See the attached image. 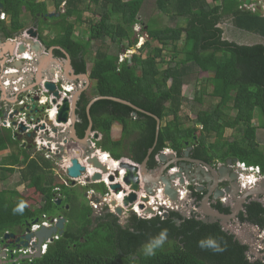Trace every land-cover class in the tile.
<instances>
[{
	"label": "trees",
	"instance_id": "obj_1",
	"mask_svg": "<svg viewBox=\"0 0 264 264\" xmlns=\"http://www.w3.org/2000/svg\"><path fill=\"white\" fill-rule=\"evenodd\" d=\"M145 1L0 0L7 16L0 20V40L13 39L31 27L38 29L42 44L57 47L55 57L65 59L64 50L75 73L89 75L91 88L83 92L77 108L80 139L90 126L87 106L96 97L128 101L161 120L157 135L154 117L112 100L94 103L93 133L101 136L96 147L115 161L127 158L140 165L154 148L148 162V169L154 170L159 166L157 158L167 149L183 158L193 147V159L224 165L237 160L259 167L264 175V141L258 140V131L264 132L262 7L243 9L241 0H156L158 14L145 23L141 19ZM226 18L234 28L263 41L226 40L220 26ZM137 26L147 42L130 61L124 54L137 48ZM201 74L208 77L200 78ZM193 84L194 101L201 104L208 97L213 107L199 111L190 125V116L182 115L187 102L183 89ZM115 125L122 129L119 139L113 137ZM227 130L233 131L228 138ZM0 131V152L18 148L0 157V183L21 170L18 186L43 194L39 206L31 207L18 186L0 191V244L7 233L44 215L67 220L64 234L48 245L41 258L14 264H264V260L252 263L249 248L220 223H203L195 216L185 218L171 211L167 218L141 220L132 214L125 226L113 213L94 218L83 194L75 195L73 188L57 183L51 160L43 153L34 158V148L22 146L11 130L4 134L0 127ZM102 187L107 194L108 188ZM196 196L200 200L203 193ZM21 203L23 210L16 211ZM214 209L231 212L221 203ZM239 220L264 228V204L250 201ZM161 233L165 238L157 243Z\"/></svg>",
	"mask_w": 264,
	"mask_h": 264
},
{
	"label": "water",
	"instance_id": "obj_2",
	"mask_svg": "<svg viewBox=\"0 0 264 264\" xmlns=\"http://www.w3.org/2000/svg\"><path fill=\"white\" fill-rule=\"evenodd\" d=\"M243 3H245L247 6L251 5L252 0H241ZM4 10V6L0 4V15ZM54 14L48 15V17H52ZM56 16H59L57 14ZM38 32L34 28H30L27 31H25L23 34L18 35L14 38V40H7L4 43H0V58H2L3 62H1V67H4V61L6 60V55H22L25 53L32 52L33 54H36L39 56V65L37 66L38 74H36L35 83L41 82L43 80L42 72L46 71V64L49 59L53 63L59 64L63 68L64 74L67 75L69 78L72 76L74 79L82 77L86 80L88 86L85 87H79L77 90L72 94L71 99L69 98H63L61 103H59V100H61V95L59 93L58 89V82L54 81L55 78L53 77V71L54 69H51L52 77L47 79L45 78L44 81L41 83V87H43L45 90L48 91L49 96H53L52 104L57 105L58 109V115L56 118L57 124H64L69 126V133L65 135H60L59 140L66 138L65 143L68 144L69 139L74 140L75 143L71 146L72 156L70 158L71 166L67 169L68 176L74 180V183L77 179H82L84 176V173L87 172V166L90 168H96L97 170H100L101 172H96L92 178H86V182H96L103 180V176L109 174V167L102 164L99 160V157L97 155V151L95 150V147H93L92 140H99L100 135L99 133H93V120L91 117V108L94 103H96L99 100H112L127 106L132 107L134 110L143 112L149 116H152L155 118L157 122V135L161 128V120L149 113L146 112L132 103L128 101H124L118 98L114 97H96L91 100L89 105L87 106V114L90 121V126L86 132V136L84 139H80L77 135L76 131V123L78 121L77 116V108L78 103L80 101L81 95L84 91H86L89 88V85L91 83V80L89 78L88 74H81L77 75L75 73V70L72 65V60L67 52L62 50V52L65 54V66H63L62 63L58 61V59L54 55L55 47H52L50 49L46 48L42 45L40 41H38ZM45 53V54H43ZM43 54V55H42ZM41 55V57H40ZM35 65V64H34ZM15 67L21 69L26 68L28 72L31 70V66L27 65L23 62H17ZM59 70V67H58ZM25 76V75H24ZM15 76H13L14 78ZM27 78V75H26ZM71 79V78H70ZM39 85L38 83L36 84ZM2 91L4 93L7 92L5 88H2ZM30 98V95L28 96ZM39 97L30 99L31 105H28V109L31 110L30 114H36L41 115L39 118H42L44 116V106H41L39 104ZM49 125L53 126V132L55 134H59V129L54 126L53 122L51 120L48 121ZM201 126V125H200ZM45 126H42V129H44ZM27 128L23 125L20 126L19 132L15 134V137L18 141L23 140V136H25L24 144L27 146L28 149H31L36 146L35 138L36 133L30 132L26 133ZM92 136V137H91ZM52 141L54 140L53 138ZM79 146V147H78ZM63 151L67 150V148H61ZM192 147H188V149L185 151V155L183 158H179L174 155L168 156L166 154H161L159 156L160 164L158 168L154 170L148 169V162L150 159L151 154L153 153L154 148L150 149L147 158L143 161L142 164L138 165L135 164L132 161L122 159L118 161L119 168L123 169V171H116L113 174H110L109 181L115 182L116 179L121 181L122 183H116L111 184L110 189L112 190V193L117 196H120L121 193L124 194L123 201L119 203L114 195H111L112 201L111 206L115 209V212L118 214V216L124 215V209L130 208L132 205H135L138 203V201L142 202V204L138 205V208L140 210H145L144 213L146 214H155L153 208H146L145 203L151 202V197L156 194V190L158 187L163 188L165 196L170 199L172 202H178V193L176 191L172 190V185H174V182H178L184 186L186 181H189L190 183H197L202 182L207 184L208 193L202 200V212L203 215L201 217H196L198 220H201L203 223H220L222 226V229L225 232H228L232 235H234L235 239L239 241L242 245L247 246L249 248L247 252V256L250 259L252 263L257 261H263L264 260V234L262 233V228L259 226L253 225L249 222L242 223L239 220V214L241 211L245 210V205L251 201V198H256V201H260L264 204V179L260 182H257L256 186H248V188L244 191L242 195L240 194V186L237 183L239 181L238 175L232 171V168L230 167L233 165L237 160H229L226 165H222L219 167H215V162L212 161L210 163H207L202 160L193 159L190 157V152L192 151ZM99 154V153H98ZM97 155V156H96ZM171 158V159H170ZM58 160H62L61 156L57 157ZM82 159V161H81ZM180 167L178 168L179 172L176 174L168 175L167 170L171 167L175 168L173 164H179ZM86 164V165H84ZM197 164L201 166L200 168L196 170H192V165ZM186 168L185 170L183 168ZM164 168V169H163ZM167 169V170H166ZM166 170V173H165ZM125 171L124 175H121ZM228 185V187L225 189V191H222L219 189V185ZM218 187V190L216 191L215 198H218L219 196H223L225 193L229 194V197L233 201V203H229L224 205L225 207H229L231 212L230 214H223L218 210H215L213 207L209 204V199L214 191L215 188ZM174 189V188H173ZM205 188H200L198 191L203 192ZM205 189V190H206ZM176 190V189H175ZM173 192V193H172ZM175 192V194H174ZM86 198L89 199V195H85ZM262 197V198H260ZM92 202H96L98 204L104 202L101 198L92 195L90 197ZM61 200L58 201V205H61ZM180 206L184 205V202H181L179 204ZM191 209L186 210L182 207V216L185 218H192L191 217ZM168 217V214H166L165 218ZM34 223H37L35 221ZM67 223V220L65 218H61L59 222L56 224V227H52L51 229H42L38 232L32 233L30 230V224L27 223L26 225V232L19 233L17 230L13 233L7 234L4 237V246H0V259L1 258H7V253L3 252L1 254V250L6 249L11 246H15L17 248L20 247H28L29 242L36 238V242H34V246L37 248L38 252L35 256H20L18 259L15 258L14 263H17L19 260H28L34 257L33 259L41 258V247L42 244L51 238L53 235H63L65 232V225ZM178 224H181V221H178ZM20 229V228H19ZM10 258L13 259V256L10 255ZM13 261L7 262H1L0 264H14Z\"/></svg>",
	"mask_w": 264,
	"mask_h": 264
},
{
	"label": "built area",
	"instance_id": "obj_3",
	"mask_svg": "<svg viewBox=\"0 0 264 264\" xmlns=\"http://www.w3.org/2000/svg\"><path fill=\"white\" fill-rule=\"evenodd\" d=\"M248 8H251L253 11L255 10L254 5ZM1 19L3 20L5 19V14L1 15ZM33 58H34V55L30 51L29 53H25L22 55H17V54H14L11 56L8 54L6 55V60L4 61V68L1 70L2 71V74L0 76V79L2 81L1 85L3 86V88L7 90L8 93H10L9 94L10 98L17 97V99L19 98V101H17L16 106H13V107H6L4 109L2 106H0V127L5 130H11L13 132V135L19 132L21 125L27 128L24 134L30 133V132L36 133L37 135L35 138L36 152L43 153L47 160L52 161L55 159L57 161V163L54 164L55 175L61 179L64 185L69 187V186H72V182L74 181L72 178L68 176V172H67V169L71 166L70 159L66 160L67 159L66 154H69V153L67 150L63 151L61 149V148H66V146L68 145L67 143H65L66 138H63L60 140L57 139L56 142L50 139V138L55 139L57 136L59 137L62 134L66 136L68 133V127H69V126L57 124V126L60 128V131H59V134H55L53 132V127L49 125L48 119H52L55 121L56 116L58 115L57 106L52 104V100L54 97L53 96L46 97V94H48V91L45 90L44 88H42L41 91L37 94V96H39V101H38L39 104L41 106H44V105L47 106L46 114L48 116L44 115L42 116V118H39L40 115L33 116L32 114H29L26 110L23 109V105L25 102L22 99H23L24 91L27 89V85L25 84L26 80H25L24 75L27 74L28 70L26 68L19 69L15 67V65L17 62H23L27 66L33 61ZM1 62H3L2 58H0V65H1ZM12 76H17V78H12ZM54 81L58 82L59 84V89H61V92H60L61 97L69 98L73 92L72 88L74 87H72L70 84H65L63 79L60 78L59 76H57V78H55ZM1 97L2 96L0 95V98ZM27 99L29 100L28 97ZM0 103H2L1 100H0ZM2 114H4V118ZM42 126H45V128L42 129ZM58 156H61L62 160L59 161L57 159ZM57 167L62 169L61 171L63 174L59 172L58 170H56ZM233 168L239 173V176L241 179V185L243 189L247 187V182L248 183L252 182L251 177H249L250 175L248 174L244 175V173H248L249 171H251L253 172L252 174H255L257 172L260 178L264 179V176L261 174L260 168L258 167L252 168V167H247L244 163H237V165L233 166ZM96 172H101V171L95 168H92V171L89 170L88 172L89 177L92 178V176ZM87 177L88 175H85L84 176L85 179H77L75 183L77 184L81 183L84 185L86 184L85 181ZM255 180L256 179H254L253 181ZM100 182L101 181H96L94 183L98 184ZM108 190H109V193L112 192V190L110 189V186H108ZM56 191H60V189H56ZM157 192H158V195L160 196L163 193V189H158ZM89 194H90L89 198L92 197V195L100 197V195H98L94 191L90 192ZM158 195L155 197H152L151 203L149 204L155 210L154 217L159 216L160 218H165L166 213H168L169 211H177V209H179L180 206L173 207L169 201L161 200V198H159ZM105 196L106 197L104 198V201H108V200L112 201V198H110V195L108 193ZM120 196H123V194H121ZM181 197H183V195H181ZM95 203L96 202L90 201L91 205ZM134 211L141 218L146 219V218L152 217L150 215H145L143 211L140 212L136 207H134ZM57 221H58L57 219L50 220L47 216L44 215L42 216L41 222H38L37 224L33 225V231L43 229V228H50L54 226L55 224H57ZM58 239H59V236H55L53 240H50V239L46 240L44 244L42 245V254L44 255L46 253L49 244L53 243L54 240H58ZM34 242H35L34 240L31 241L29 243L28 248L26 247H22L20 249L15 248L13 250H7V252L11 254L12 256H22V255L23 256L25 255L34 256L37 252V250L34 247Z\"/></svg>",
	"mask_w": 264,
	"mask_h": 264
},
{
	"label": "rangeland",
	"instance_id": "obj_4",
	"mask_svg": "<svg viewBox=\"0 0 264 264\" xmlns=\"http://www.w3.org/2000/svg\"><path fill=\"white\" fill-rule=\"evenodd\" d=\"M213 1H216V0H212V2ZM257 1H258L257 3L261 4L262 8H263L264 0H257ZM157 14H158V12H157V9H156V0H146L144 8H143V11L141 13L142 21L146 23V22H148L150 20L151 17H155ZM263 14H264V12H263ZM86 15H89V13L87 12ZM164 20L169 25H173V23H171L168 19L165 18ZM182 24L183 23H180L179 25H182ZM220 26L223 29L224 33H225L224 34V38L226 40L236 41V42L242 43V44H255V43H259V42L263 41V39L258 37V36H255V35H253L251 33H247V32H244V31H241V30H238V29L234 28V26L232 25L230 19L226 18ZM136 32H137V36H138V40H139L137 48L132 49L129 52H125V54H124L125 57H127L130 61L133 60L135 55H139L140 54L138 49L140 47H142L147 42V38L143 34L141 35V32H142L141 26H137L136 27ZM46 38H45V40H48L50 38V36H47ZM147 55H148V52L145 53L143 55V57L145 58V57H147ZM164 57L167 59L168 58V54H165ZM58 61L60 63H62L63 66H65L66 62H65L64 58H58ZM53 66H56V64L52 63V64H50L49 66H47L45 68L46 69L45 78L49 79V78L52 77L51 73L49 72V70H50V68L52 69ZM65 76H66V78H65ZM207 77H208L207 74H201V76H200V78H203V79H205ZM33 79H34V77H33ZM63 81H64L65 84L71 83L72 84L71 86L75 87V88H79V87H85L86 88L88 86L86 80L84 78H82V77L74 79L72 76H70L68 78L67 75L64 74ZM91 84L92 83H90V85H89L90 88H91ZM90 88H89V90H90ZM195 89L196 88H195L194 84L190 85V86H185L184 89H183V94L187 98V102L185 103V105H184V107L182 109V115H189L190 116V119H191L190 125L194 124V121L197 119V114H198L199 111H201V110H211L212 107H213V105L210 104L212 99H210L208 97H206L204 99V103L200 104V103L195 102L194 101ZM256 124H257V122H256ZM198 127H200V125ZM121 131H122V129H121V127L119 125H115L114 126V128H113V137H114V139H119L120 138ZM9 132L11 133V131H6L5 130L4 134L9 133ZM232 133H233L232 130H227L225 136L228 138L229 136L232 135ZM197 135H199V133H197ZM57 139L59 140L58 136L54 139V141L56 142ZM258 140H259V142L261 144H263L264 132L262 130L258 131ZM70 142L72 143V145L75 143L74 140H72V139L70 140ZM75 144H77V143H75ZM71 146H70V150H68L69 151V156L72 155ZM13 151L18 152V148L16 147L15 149H12L11 153H13ZM31 155L32 156L34 155V158H36L38 156H42L43 157V154H38V153H36V151H32ZM174 155L175 154L172 151L168 152V156H173L174 157ZM51 163H52V166L54 167V164H56L57 161L54 159V160L51 161ZM220 165H223V164L216 163V167H219ZM56 170H58L59 172L62 173V171H61L62 169H60L59 167H57ZM10 177H11L10 180H6V182L0 184V190L4 189V187L5 188H9L8 190H10V189H12L14 187H17L20 184L21 179H22L21 171L17 170L16 173L14 175L10 176ZM56 181H57L58 184H62L61 179L59 177H57V176H56ZM71 188H73V192L75 193V195H78V196L82 195L84 193V191L88 190V188H94L96 190V193L101 195V197H103V195H104V189H103V187L101 185H99V186H89L88 188H82L80 186L71 187ZM18 190H19L21 195H24L26 198H28V202L31 205V207L39 206L40 201L42 200V195L43 194L37 193L35 190H29L28 188H26V185L18 186ZM242 193H243V191H240L239 195H241ZM60 196L61 195L58 194L59 199H60ZM59 199L57 201H60ZM188 202H189L188 205L191 206V208H194V205L191 204V201L188 200ZM187 206H185L184 209L188 210L190 208V207L187 208ZM129 214H130V212L127 213V216H129ZM125 220H126V216L123 215L121 217V222L124 223ZM262 233L264 234V230L263 229H262Z\"/></svg>",
	"mask_w": 264,
	"mask_h": 264
},
{
	"label": "clouds",
	"instance_id": "obj_5",
	"mask_svg": "<svg viewBox=\"0 0 264 264\" xmlns=\"http://www.w3.org/2000/svg\"><path fill=\"white\" fill-rule=\"evenodd\" d=\"M253 1L254 0H252V3H251V5L253 4ZM251 5H249L250 7H251ZM247 6V5H246ZM243 9H244V4H243V7H242ZM247 9H250V10H252L251 8H247ZM262 9H264V6H263V8ZM255 10H256V8H255ZM4 11V10H3ZM264 12V11H263ZM2 14H5L4 12H2L1 13V15ZM1 15H0V20H3V19H1ZM7 19V16H6V14H5V19L4 20H6ZM27 31V30H26ZM25 32V31H24ZM23 32V33H24ZM22 33V34H23ZM8 40H14V38L13 39H8ZM7 41V40H6ZM5 41H1L0 40V43H4ZM57 58V57H56ZM58 59V58H57ZM65 78H66V76H65ZM62 79H64V77H62ZM55 80V79H54ZM68 84H70V85H72L71 83H68ZM59 86V85H58ZM43 88V87H42ZM58 89H59V87H58ZM61 92V89H59V93ZM74 93V89H73V92H72V94ZM72 94L70 95V97H69V99H71V97H72ZM60 95H61V93H60ZM46 97H50L48 94H46ZM62 99L63 98H61V100H59V103H61V101H62ZM57 106V105H56ZM46 109H47V106H45L44 107V111H45V116L47 115L46 114ZM39 116V115H38ZM41 116V115H40ZM48 116V115H47ZM56 118H57V116H56ZM49 120H51L52 122H53V124H54V126L55 127H57L58 129H59V131H60V128L57 126V123H56V119H55V121L54 120H52V119H48V121ZM58 125H64V124H58ZM64 126H68V125H64ZM53 127V126H52ZM68 133H69V127H68ZM67 133V134H68ZM14 136V138L17 140V138L15 137V135H13ZM101 137V136H100ZM24 139H25V137L23 136V140H22V142H21V145L22 146H25V145H23L24 143ZM20 142V141H19ZM92 143H93V147H95V150L99 153V152H101V153H105V152H103V151H101V150H98L97 149V147H96V144H95V140H92ZM72 145V143L70 142V139H69V142H68V148H67V146H66V148L68 149V150H70V146ZM34 149H35V147H33ZM33 148H31V149H33ZM169 151H172V150H169V149H167L164 153H162V154H166V155H168V152ZM173 152V151H172ZM68 153H69V151H68ZM174 153V152H173ZM110 158H111V160L112 161H115L114 159H112V157L110 156V154L109 153H106ZM175 154V153H174ZM72 156V155H71ZM71 156H69V154H66V157H67V160H69L70 158H71ZM176 156V155H175ZM98 157H99V160H100V162L102 163V164H104V165H106L102 160H101V157H100V155L98 154ZM124 159V158H123ZM81 161H82V159H81ZM129 161H131V160H129ZM83 162V161H82ZM117 163H118V161H116ZM158 163H160V159H159V157H158ZM237 163H240V162H235L233 165H231L230 167L232 168V171L233 172H235L237 175H238V177H239V185H240V191H243V193H244V191L248 188V186L250 187V186H256V184H257V182H260L261 180H263L262 178H260V176L257 174V172L255 173V174H252L253 172H251V171H249L248 173H244V175H250L249 177H253V178H251V180H252V182L251 183H248L247 182V187L245 188V189H243V187H242V185H241V179H240V176H239V173L233 168V166H236L237 165ZM136 164V163H135ZM215 164H216V161H215ZM84 165H86V164H84ZM224 165V164H223ZM107 166V165H106ZM220 166H222V165H220ZM88 168H87V172L86 173H84V176L85 175H88V177H89V170L90 171H92V168H90L89 166H87ZM108 167H109V174H107V175H104L103 176V180H101V184H104V185H106V187L108 188V186H110L111 184H116V183H122L121 181H119L118 179H116L115 180V182H110L109 181V176H110V174H113L114 172H116V171H123V169H120L119 168V166H118V168L117 169H114V170H111V168H110V166L108 165ZM215 167H216V165H215ZM217 168V167H216ZM252 168H256V167H252ZM259 168V167H258ZM96 169V168H95ZM261 171V170H260ZM178 172V168H171V169H168L167 170V173H168V175H171V174H176ZM102 173V172H101ZM125 174V171H124V173H121V175H124ZM263 175V174H262ZM56 176V175H55ZM84 176H83V178L82 179H85L84 178ZM264 176V175H263ZM87 177V178H88ZM89 178H91V177H89ZM254 179H256L255 181H253ZM86 182V181H85ZM177 183H179V180H178V182ZM190 183V182H189ZM63 184V183H62ZM87 184H88V182H86V184H77V183H74V181L72 182V186H69V187H77V186H80V187H84V188H86V186H87ZM180 184V183H179ZM185 184H187V182H185ZM122 185H124L123 183H122ZM66 186V185H65ZM68 187V186H67ZM158 189H163V188H161V187H158L157 188V190H156V194L154 195V196H152V197H155V196H157L158 195ZM215 190V189H214ZM242 193V194H243ZM121 194H123V193H121ZM120 194V195H121ZM207 194V193H206ZM226 194V202H225V204L224 205H226L228 202H227V198H228V194L227 193H225ZM241 194V195H242ZM109 195H110V197L111 198H113L111 195H113L112 194V192L111 193H109ZM115 196V198L117 199V201L119 202V203H121L122 201H123V197H124V194H123V196H117L116 194L114 195ZM159 196V195H158ZM206 196V195H205ZM204 196V197H205ZM151 197V198H152ZM204 197H203V199H204ZM100 198V197H99ZM159 198H161V200H163V201H169L170 202V204L173 206V207H175V206H177V207H179L180 205L179 204H181V202H184V205H182V206H180L179 207V209H177V211H175V212H179V213H181L182 214V207L184 208V206L185 205H188V200H190L191 201V204H193L194 205V208H191V216L192 217H201L202 215H203V212H202V206H200V202H198V201H200V200H197L196 198H190V196H183V197H181V196H178V202H179V204L177 203V202H172L170 199H168L166 196H165V194H164V190H163V193H162V195H160L159 196ZM211 198V197H210ZM202 199V200H203ZM229 199V198H228ZM89 200H90V198H89ZM202 200H201V202H202ZM91 201V200H90ZM151 203V202H150ZM150 203H145V206L146 205H148V206H146V208L145 209H147V208H152L151 207V205H149ZM199 203V204H198ZM139 204H142V202H140V201H138V203L137 204H135V205H132L130 208H128V209H124L123 211H124V215L126 216V220L132 215V214H134V215H136L138 218H140L141 220H151V219H153V218H158L159 216H155L154 217V215L155 214H146V213H144L145 215H150V216H152L151 218H141V217H139L138 215H137V213L134 211V207H136L138 210H140L139 208H138V205ZM24 204L23 203H21L20 205H19V207L16 209V211H22L23 210V208H24ZM154 209V208H153ZM113 210V211H112ZM216 210V209H215ZM109 213H113L115 216H117V217H119V219H120V222H121V217L122 216H118V214L115 212V209L114 208H112V206L110 207L109 206V208H108V210H107ZM141 211H145V210H140V212ZM130 212V214H129V216H127V213H129ZM171 211H169L168 213H166V214H168V216H169V213H170ZM199 213V215H195L194 213ZM154 213H155V210H154ZM192 214H194V215H192ZM201 215V216H200ZM166 216V215H165ZM50 220H53V219H51L50 218ZM58 220V219H57ZM126 220L124 221V223H122L121 222V224L123 225V226H125V224H126ZM35 221H37V223L38 222H41L42 221V218L41 219H37V220H35ZM59 222V220L57 221V223ZM37 223H32L31 224V226H30V230H31V232L32 233H35V232H38V231H40V230H42V229H39V230H36V231H33V225L34 224H37ZM54 227H56V224L54 225ZM43 229H50V228H43ZM263 229V228H262ZM7 234H10V233H7ZM6 234V235H7ZM5 235V236H6ZM55 236H59V238L62 236V235H59V234H57V235H53L51 238H49L50 240H53V238L55 237ZM164 238H165V233H161V236H160V239L157 241V243H162L163 242V240H164ZM36 239V238H35ZM32 241V240H31ZM30 241V242H31ZM55 241V240H54ZM53 241V242H54ZM44 244V243H43ZM42 244V245H43ZM2 245H4V244H1L0 246H2ZM23 247V246H22ZM22 247H20V248H22ZM29 247V246H28ZM28 247H26V248H28ZM12 248H16V249H20V248H17V247H8V248H6V249H3V250H1V254L3 253V252H6L7 253V256H8V258L9 259H11L9 256L11 255V254H9L8 252H7V250H13ZM38 252V251H37ZM37 252H36V254L35 255H37ZM149 252H150V254H151V249H149ZM41 254H42V247H41ZM34 255V256H35ZM23 256V255H22ZM26 256V255H25ZM29 256V255H28ZM42 256H43V254H42ZM8 258H7V260H8ZM34 257H32L31 259H33ZM12 260V259H11ZM14 260L15 259H13L12 261H13V263H14ZM20 261V260H19Z\"/></svg>",
	"mask_w": 264,
	"mask_h": 264
},
{
	"label": "flooded vegetation",
	"instance_id": "obj_6",
	"mask_svg": "<svg viewBox=\"0 0 264 264\" xmlns=\"http://www.w3.org/2000/svg\"><path fill=\"white\" fill-rule=\"evenodd\" d=\"M258 1L257 0H254L253 1V4L251 5V6H255V8L257 9V8H261L262 7V5L261 4H258L257 3ZM244 9H247L248 7H250V6H246V4L244 3ZM263 11H264V9H263ZM32 28V27H31ZM36 30V29H35ZM37 32H38V29L36 30ZM38 34H39V32H38ZM38 41H40L39 40V35H38ZM43 46H45L44 44H42ZM46 47V46H45ZM47 48V47H46ZM52 48V47H51ZM55 48H57V47H55ZM48 49H50V48H48ZM55 55V54H54ZM38 83V82H37ZM37 83H35V82H32L31 84L29 83L28 85H27V89L24 91V95H23V99L22 100H24V105H23V109L24 110H26L29 114L31 113V110L30 109H28V105H31V103H30V99H32V98H37V97H39V96H37V94L41 91V89H42V87H41V83H39V85L37 86L36 84ZM74 89V92L77 90V88H72V90ZM33 94V95H32ZM29 95H32V96H30V98H29V100L27 99V97L29 96ZM33 116H38V115H36V114H32ZM76 127V126H75ZM100 135V134H99ZM20 142H22V140L20 141ZM193 148V147H192ZM193 150V149H192ZM212 162V161H211ZM215 162V161H214ZM160 164V163H159ZM174 166H175V164H173ZM216 165V164H215ZM176 166L177 167H175V168H182V167H180V163L179 164H176ZM201 166H199V165H197V164H193L192 165V170L194 171V170H196V169H198V168H200ZM171 168H173V167H171ZM171 168H169V169H171ZM167 170V169H166ZM166 170H165V173H166ZM178 172H179V169H178ZM54 173H55V171H54ZM187 183H189V181H186ZM237 183L239 184V181H237ZM99 185H104V184H101V183H98V184H96V183H94V182H89L88 184H87V186H86V188H88L89 186H99ZM228 185L229 184H227V185H222V184H220L219 185V189L220 190H222V191H225V189L228 187ZM106 186V185H105ZM240 186V185H239ZM84 188V187H83ZM200 188H207V184L206 183H202V186L201 187H195V186H193V187H191V188H189L188 189V191H187V195L188 196H190V198H196L197 200H199V197L198 196H196L197 194H202L203 193V197L206 195V193H208V189H204V191L203 192H199L198 190L200 189ZM218 190V188H216L214 191H213V193H212V195H211V198L209 199V201H210V203H211V207H213L214 208V206L215 205H217V204H219V203H221L222 205H224L225 204V202L223 201V200H226V196L224 195V197H221V198H215V194H216V191ZM95 192L96 193V190L94 189V188H88V190H86V191H84V193H83V195L85 196L86 194H88V195H90L89 193L90 192ZM98 194V193H97ZM108 194H109V190H108ZM228 194V193H227ZM99 195V194H98ZM106 195V193H104V195H103V197H101V195H100V198L102 199V201H104V198L106 197L105 196ZM220 197V196H219ZM260 198H262V197H260ZM88 199V198H87ZM203 199V198H202ZM202 199H200V201H198V202H200V206H202V202H201V200ZM252 200L251 201H256V198H251ZM89 200V199H88ZM91 200V199H90ZM90 200H89V203H90ZM42 201H43V198H42ZM250 202V201H249ZM248 202V203H249ZM247 203V204H248ZM199 204V203H198ZM243 211H241V213H242ZM106 213H108V211H106ZM105 213V214H106ZM240 213V214H241ZM195 215H199V213L197 212H195L194 213ZM194 214H192V215H194ZM240 214H239V216H240ZM93 217L94 218H97V217H100L101 216V214H98V213H96V212H94L93 214ZM192 217V216H191ZM61 218H63V217H61ZM61 218H56V219H58V220H60ZM50 219V218H49ZM52 219H55V218H52ZM66 219V218H65ZM35 221H33V222H30L29 224L31 225L32 223H34ZM67 224V223H66ZM52 227H54V226H52ZM52 227H50V229L52 228ZM65 229H66V225H65ZM17 231L19 232V233H21V232H23V233H25L26 232V226L25 227H23V228H18L17 229ZM37 241L35 238H33L32 239V241ZM30 243V242H29ZM1 245V244H0ZM2 246H4V245H2ZM11 247H14V246H11ZM35 247V246H34ZM35 249L37 250V248L35 247ZM38 251V250H37ZM10 257V256H9ZM20 256H13V259H18ZM8 258V257H7ZM7 258H3V259H5V260H7ZM12 259V260H13ZM11 259H9L8 258V260L7 261H5V262H7V263H9L10 261H12ZM15 261V260H14Z\"/></svg>",
	"mask_w": 264,
	"mask_h": 264
},
{
	"label": "crops",
	"instance_id": "obj_7",
	"mask_svg": "<svg viewBox=\"0 0 264 264\" xmlns=\"http://www.w3.org/2000/svg\"><path fill=\"white\" fill-rule=\"evenodd\" d=\"M30 29V28H29ZM22 34V33H21ZM21 34H19V35H21ZM18 36V35H17ZM1 54V53H0ZM43 54H45V53H43ZM42 54V55H43ZM34 55V58H33V61L30 63V64H28V65H30L31 66V70H30V72H27V74H25V84L26 85H28L29 83L31 84L32 82H35V77H36V74H38V69H37V66L39 65V56H37L36 54H33ZM40 57H41V55H40ZM53 62L51 61V59H49V61H47V64H46V66H49L50 64H52ZM35 64V65H34ZM56 64V63H55ZM58 67H59V70H58ZM4 67H1L0 66V76H1V74H2V69H3ZM52 69H54L53 71L55 72V74L53 73V77L52 78H57V76H59L60 78H62V77H64V72H63V68H62V66L61 65H59V64H56V66H53V68ZM27 71V70H26ZM45 72L46 71H44V72H42V76H43V80H41V82H38V84L39 83H42L43 81H44V79H45ZM49 72L51 73V68H50V70H49ZM26 75H27V78H26ZM51 75H52V73H51ZM33 77H34V79H33ZM12 78H13V76H12ZM14 78H17V76H15ZM1 79H0V95L2 96L1 98H0V100H1V102L2 103H0L1 105L0 106H2L4 109L6 108V107H13V106H16V104H17V101H19V98L17 99V97H15V98H10L9 97V94L10 93H8V92H6V93H4L3 91H2V88H3V86L1 85ZM2 116H3V118H4V114H2ZM2 130H4V129H2ZM0 132H3V131H0ZM67 148H68V145H67ZM67 151H68V149H67ZM12 152V150H6V151H2V152H0V157L1 158H6V157H8L9 155H11L10 153ZM66 159V158H65ZM124 159H127V158H124ZM67 160V159H66ZM60 161V160H59ZM63 163H65V162H63ZM18 169V168H17ZM21 171V170H20ZM10 178L11 177H8V179L7 180H10ZM4 183V182H3ZM1 184V183H0ZM202 184V183H201ZM14 188H16V187H14ZM14 188H12V189H10V190H13ZM4 189H9V188H5L4 187ZM4 189H1V190H4ZM0 190V191H1ZM86 197V196H85ZM229 198V199H228ZM228 198H227V204H229V203H233V201L231 200V198L229 197V194H228ZM84 202H87V201H84ZM185 206H187V205H185ZM189 206V205H188ZM190 207V209H191V206H189Z\"/></svg>",
	"mask_w": 264,
	"mask_h": 264
},
{
	"label": "bare ground",
	"instance_id": "obj_8",
	"mask_svg": "<svg viewBox=\"0 0 264 264\" xmlns=\"http://www.w3.org/2000/svg\"><path fill=\"white\" fill-rule=\"evenodd\" d=\"M97 155H98V152H97ZM96 155V156H97ZM99 155H100V157H101V160L108 166H110V168H111V170H114V169H117L118 168V166H119V163H117L116 161H112L111 160V158L106 154V153H101V152H99ZM125 160H129V159H125ZM175 166H176V164H175ZM177 167V166H176ZM164 169V168H163ZM184 170L186 169L185 167L183 168ZM124 173V172H123ZM251 178H253V177H251ZM202 182H197V183H187V184H185L184 186H182L181 184H179V183H176V182H174V185H172V190L173 191H176V193H178V195L179 196H181V195H183V196H188L187 195V191H188V189L189 188H191V187H193V186H195V187H201L202 186V184H201ZM174 188V189H173ZM218 188V187H217ZM176 189V190H175ZM216 189V188H215ZM173 193V192H172ZM174 194H175V192H174ZM225 196H226V194H224ZM224 195L223 196H220V197H218V198H221V197H224ZM217 198V199H218ZM224 202H226V200H223ZM209 204H210V206H211V203H210V201H209ZM111 205V201L110 200H108V201H104V202H102V203H100V204H98V203H95V204H93V205H91L90 204V207L92 208V210H93V213L94 212H96V213H98V214H101V216L100 217H102L104 214H105V212L108 210V208H109V206ZM185 207V206H184ZM187 208H189V206H187ZM190 209V208H189ZM188 209V210H189ZM140 211V210H139ZM1 260V262H5V261H7V260H5V259H3V258H1L0 259Z\"/></svg>",
	"mask_w": 264,
	"mask_h": 264
}]
</instances>
